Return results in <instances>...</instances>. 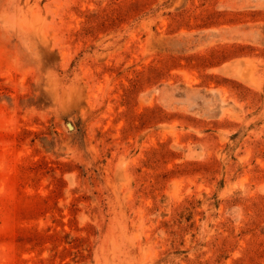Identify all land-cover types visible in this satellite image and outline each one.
<instances>
[{
  "label": "rangeland",
  "instance_id": "1",
  "mask_svg": "<svg viewBox=\"0 0 264 264\" xmlns=\"http://www.w3.org/2000/svg\"><path fill=\"white\" fill-rule=\"evenodd\" d=\"M0 264H264V0H0Z\"/></svg>",
  "mask_w": 264,
  "mask_h": 264
}]
</instances>
